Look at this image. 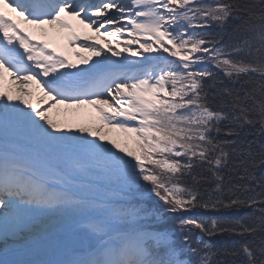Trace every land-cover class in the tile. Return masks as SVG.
<instances>
[{
    "label": "snow or ice",
    "instance_id": "6c2138e0",
    "mask_svg": "<svg viewBox=\"0 0 264 264\" xmlns=\"http://www.w3.org/2000/svg\"><path fill=\"white\" fill-rule=\"evenodd\" d=\"M0 264H264V0H0Z\"/></svg>",
    "mask_w": 264,
    "mask_h": 264
},
{
    "label": "trees",
    "instance_id": "16d2710c",
    "mask_svg": "<svg viewBox=\"0 0 264 264\" xmlns=\"http://www.w3.org/2000/svg\"><path fill=\"white\" fill-rule=\"evenodd\" d=\"M199 211V216H203V217H211L213 215H220L219 213H208V212H204L203 210H198ZM205 240H207V237H205Z\"/></svg>",
    "mask_w": 264,
    "mask_h": 264
},
{
    "label": "rangeland",
    "instance_id": "374dc122",
    "mask_svg": "<svg viewBox=\"0 0 264 264\" xmlns=\"http://www.w3.org/2000/svg\"><path fill=\"white\" fill-rule=\"evenodd\" d=\"M73 60H75V57H73ZM83 113H92V110L85 106L83 109H81ZM195 212V211H194Z\"/></svg>",
    "mask_w": 264,
    "mask_h": 264
}]
</instances>
